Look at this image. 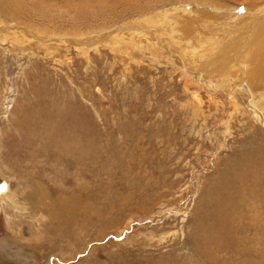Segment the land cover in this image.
<instances>
[{
    "label": "rangeland",
    "instance_id": "374dc122",
    "mask_svg": "<svg viewBox=\"0 0 264 264\" xmlns=\"http://www.w3.org/2000/svg\"><path fill=\"white\" fill-rule=\"evenodd\" d=\"M0 21V264H264V0Z\"/></svg>",
    "mask_w": 264,
    "mask_h": 264
},
{
    "label": "bare ground",
    "instance_id": "6f19581e",
    "mask_svg": "<svg viewBox=\"0 0 264 264\" xmlns=\"http://www.w3.org/2000/svg\"><path fill=\"white\" fill-rule=\"evenodd\" d=\"M17 8V7H16ZM251 13V12H250ZM231 15V14H230ZM243 15V14H242ZM239 16V15H238ZM168 17V16H167ZM256 17V16H255ZM225 18V17H224ZM254 19V18H253ZM199 20V19H198ZM252 20V19H251ZM155 21V22H154ZM154 21H152L153 22V24H162V22H163V19L162 20H160V21H162L161 23H159V21H156V19L154 20ZM164 21H165V19H164ZM1 22V21H0ZM2 23V22H1ZM254 23H256V22H254ZM262 23V22H261ZM264 26V25H263ZM260 28V27H259ZM263 28V27H262ZM1 29V28H0ZM14 29V28H13ZM17 31V30H16ZM15 31V32H16ZM178 31V30H177ZM18 32V31H17ZM39 32V31H38ZM6 33H8V35H1L0 34V36L1 37H3V39L4 38H6V40L7 39H11L12 40V43H15L16 45H21V46H25L26 44H28V41H30V39L28 38V39H26L25 37H27V36H24V35H19V34H17V33H14V32H6ZM14 33V34H13ZM12 34H13V37L14 38H11V36H12ZM10 38H9V37ZM30 37V36H29ZM184 37V36H183ZM211 37V36H210ZM214 38V37H213ZM259 38V37H258ZM210 39V38H209ZM27 40V41H26ZM124 40V39H123ZM217 40V39H216ZM263 40V39H262ZM200 41V40H199ZM211 41V40H210ZM5 42V41H4ZM122 42V41H121ZM147 42V41H146ZM205 42V41H204ZM258 42H259V40H258ZM134 43V42H133ZM262 43V42H261ZM131 44V43H130ZM135 45H136V43H135ZM139 45H141V44H139ZM123 46V45H122ZM195 46H197V45H195ZM199 46V45H198ZM260 46V45H259ZM193 47H194V45H193ZM201 47V46H200ZM213 47V46H212ZM219 47V46H218ZM260 49H261V47H259ZM144 49V48H143ZM215 49V48H214ZM144 50H146V49H144ZM259 51V50H258ZM209 54V53H208ZM202 56V55H201ZM210 56V55H209ZM252 56V55H251ZM254 56V55H253ZM262 56H264V55H262ZM185 57V56H184ZM211 57V56H210ZM162 58H164V57H162ZM201 58V57H200ZM254 58V57H253ZM155 59H157V58H155ZM212 59H214V57L212 58ZM241 59V58H240ZM243 59V58H242ZM257 59H258V57H257ZM264 59V58H263ZM216 60V59H215ZM237 60V59H236ZM213 61V60H212ZM217 62L219 61V60H216ZM221 61V60H220ZM254 61V60H253ZM201 62V61H200ZM215 64V63H214ZM264 64V63H263ZM187 65V64H186ZM197 65V64H196ZM178 66V65H177ZM239 66V65H238ZM259 66L261 67V65L259 64ZM258 66V67H259ZM191 67V66H190ZM198 67H200V65L198 66ZM216 67V66H215ZM264 69V68H263ZM208 70V69H207ZM218 70V69H217ZM237 70V69H236ZM241 71V70H240ZM239 71V72H240ZM258 71V70H257ZM228 72V71H227ZM256 72V71H255ZM254 72V73H255ZM254 73H253V75H254ZM258 73V72H257ZM229 74V73H228ZM252 74V73H251ZM260 74V73H259ZM259 74H257V75H259ZM211 75V74H210ZM209 75V76H210ZM213 75V74H212ZM230 75V74H229ZM236 75V74H235ZM215 76V75H214ZM255 76H256V74H255ZM264 76V75H263ZM202 77V76H201ZM225 77V76H224ZM221 78V77H220ZM206 79H207V77H206ZM228 79H229V76H228ZM213 80V79H212ZM226 78H224V80H222V81H220L221 83V85L219 84V81L217 82V80H213L214 82H215V84L216 85H220V87H222L223 85H224V82L223 81H225V83H226ZM247 80V79H246ZM263 80V79H262ZM257 81V80H256ZM223 82V83H222ZM236 82V81H235ZM213 83V82H212ZM237 84V83H236ZM236 84H234L235 86H237ZM228 85H231V84H228ZM242 85V84H241ZM241 85L240 86H238V87H241ZM227 86V85H226ZM225 87V86H224ZM237 88V87H236ZM226 87L225 88H223L222 90H224V92L226 91ZM231 89V88H230ZM238 89V88H237ZM262 89V88H261ZM249 91H252L251 90V87H250V90ZM254 91V90H253ZM240 93H242L243 94V91H239ZM259 92V91H258ZM225 93H227V92H225ZM225 93H223V94H225ZM255 93H257V91L255 92ZM214 94V93H213ZM260 94V95H259ZM257 95H259V97H260V99H262L261 98V96L263 95V94H261V93H258ZM214 98V97H213ZM252 98V97H251ZM211 99V98H210ZM215 99V98H214ZM212 101V100H211ZM231 101V100H230ZM264 101V100H263ZM201 102V101H200ZM234 102V101H233ZM257 102H258V100H257ZM258 104H260L259 102H258ZM251 106L253 107V108H255L256 110H258L257 109V107H259V106H255L252 102H251ZM233 107H234V110H237V106L235 105V104H233ZM261 107H263V106H261ZM260 107V108H261ZM264 108V107H263ZM262 108V109H263ZM199 109V108H198ZM197 110V109H196ZM195 110V111H196ZM199 111V110H198ZM234 112H237V111H234ZM259 112V111H258ZM194 113H196V112H194ZM252 115V114H251ZM257 118V117H256ZM262 120V119H261ZM227 122V121H226ZM224 126H225V129H227V126H226V123H224ZM1 185H3V188L0 190V198H2L3 197V195H5V193L7 192V190H5V183H2ZM2 200V199H1ZM254 210H256V209H254ZM253 216V215H252ZM255 216V215H254ZM257 218V217H256ZM59 219V218H58Z\"/></svg>",
    "mask_w": 264,
    "mask_h": 264
},
{
    "label": "water",
    "instance_id": "95a60500",
    "mask_svg": "<svg viewBox=\"0 0 264 264\" xmlns=\"http://www.w3.org/2000/svg\"><path fill=\"white\" fill-rule=\"evenodd\" d=\"M3 188V185L0 184V190Z\"/></svg>",
    "mask_w": 264,
    "mask_h": 264
},
{
    "label": "crops",
    "instance_id": "0c3cea01",
    "mask_svg": "<svg viewBox=\"0 0 264 264\" xmlns=\"http://www.w3.org/2000/svg\"><path fill=\"white\" fill-rule=\"evenodd\" d=\"M152 53H150V55H151ZM156 58H158V56L156 57Z\"/></svg>",
    "mask_w": 264,
    "mask_h": 264
}]
</instances>
